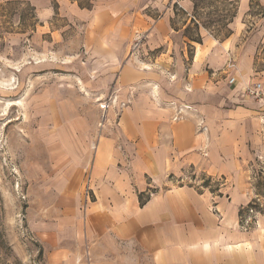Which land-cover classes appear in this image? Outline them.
<instances>
[{
    "label": "crops",
    "instance_id": "1",
    "mask_svg": "<svg viewBox=\"0 0 264 264\" xmlns=\"http://www.w3.org/2000/svg\"><path fill=\"white\" fill-rule=\"evenodd\" d=\"M12 1L32 8L33 37L48 30L55 40L58 16L82 24L87 68L125 103L92 138L89 176L74 178L65 205L81 212L84 237L138 238L156 264H264V210L256 228L240 223L264 204L248 190L249 167L264 156V101L244 93L264 83V66L254 67L264 0H227L228 32L217 38L199 24V39L186 35L195 0ZM188 171L214 184L196 189Z\"/></svg>",
    "mask_w": 264,
    "mask_h": 264
},
{
    "label": "rangeland",
    "instance_id": "2",
    "mask_svg": "<svg viewBox=\"0 0 264 264\" xmlns=\"http://www.w3.org/2000/svg\"><path fill=\"white\" fill-rule=\"evenodd\" d=\"M195 3L198 22L189 24L188 38H200L199 24L222 38L234 4ZM35 22L25 1L0 2V264H156L138 238L133 243L116 239L117 244L113 238H85L81 212L65 209L77 196L74 178L89 176L92 138L116 116L119 102L112 87L97 85L102 71L87 68L82 24L55 17L54 40L48 30L33 37ZM191 51L189 45L188 55ZM261 56L255 69L264 66V50ZM249 169L248 190L258 194L252 197L256 203L264 200V156ZM185 177L196 182V189L214 184L200 172L188 171ZM83 187L92 199L88 183ZM253 205L257 211L254 207L240 219L248 231L257 227L255 217L264 210V204Z\"/></svg>",
    "mask_w": 264,
    "mask_h": 264
},
{
    "label": "built area",
    "instance_id": "3",
    "mask_svg": "<svg viewBox=\"0 0 264 264\" xmlns=\"http://www.w3.org/2000/svg\"><path fill=\"white\" fill-rule=\"evenodd\" d=\"M229 82H233V78L229 79ZM246 95H249L251 97H254L255 99L261 100L264 97V85L261 83H256L254 86L247 87L244 91ZM121 106H123L125 103L119 102ZM106 105L103 104L102 108L105 107ZM180 113L181 109H178L175 119H180Z\"/></svg>",
    "mask_w": 264,
    "mask_h": 264
}]
</instances>
